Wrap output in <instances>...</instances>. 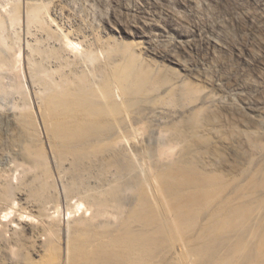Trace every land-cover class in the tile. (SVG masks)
I'll list each match as a JSON object with an SVG mask.
<instances>
[{
	"label": "bare ground",
	"instance_id": "bare-ground-1",
	"mask_svg": "<svg viewBox=\"0 0 264 264\" xmlns=\"http://www.w3.org/2000/svg\"><path fill=\"white\" fill-rule=\"evenodd\" d=\"M86 1L0 0V264H264V143L218 166L201 112L224 102L169 105L192 93ZM16 70L34 112L7 108Z\"/></svg>",
	"mask_w": 264,
	"mask_h": 264
},
{
	"label": "rangeland",
	"instance_id": "rangeland-1",
	"mask_svg": "<svg viewBox=\"0 0 264 264\" xmlns=\"http://www.w3.org/2000/svg\"><path fill=\"white\" fill-rule=\"evenodd\" d=\"M85 8L103 35L129 46L168 82L179 79L192 93L177 96L169 105L178 110L190 101L198 105L203 90L224 102L201 112L203 123L211 128L206 145L218 166L225 162L241 166L260 157L264 0H97L86 1ZM14 73L19 74L13 72L6 83L7 108L34 112L30 81Z\"/></svg>",
	"mask_w": 264,
	"mask_h": 264
}]
</instances>
